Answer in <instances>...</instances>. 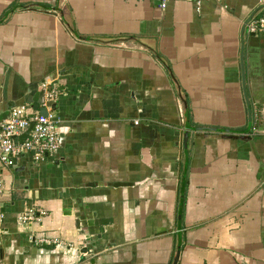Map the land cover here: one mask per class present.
Here are the masks:
<instances>
[{"label":"crops","instance_id":"0c3cea01","mask_svg":"<svg viewBox=\"0 0 264 264\" xmlns=\"http://www.w3.org/2000/svg\"><path fill=\"white\" fill-rule=\"evenodd\" d=\"M261 14L0 0V122L61 91L58 150L3 172L0 264H264V34L244 30ZM28 207L38 224L16 222Z\"/></svg>","mask_w":264,"mask_h":264},{"label":"built area","instance_id":"2783aa9c","mask_svg":"<svg viewBox=\"0 0 264 264\" xmlns=\"http://www.w3.org/2000/svg\"><path fill=\"white\" fill-rule=\"evenodd\" d=\"M158 8L164 9L166 0H157ZM247 35L264 34V14L250 18L244 24ZM41 108L45 116L28 112L23 106L11 108L7 117L0 122V202L4 197L5 185L3 172L13 170L19 159L27 155L34 163L52 156L59 148V133L56 121L51 117V104L61 93L51 80L40 84ZM137 122L134 121V124ZM30 125V126H29ZM28 130L23 140L19 137ZM45 213L42 210L28 207L16 216V222L29 226L38 224ZM38 244L55 245L56 240L39 237Z\"/></svg>","mask_w":264,"mask_h":264},{"label":"water","instance_id":"95a60500","mask_svg":"<svg viewBox=\"0 0 264 264\" xmlns=\"http://www.w3.org/2000/svg\"><path fill=\"white\" fill-rule=\"evenodd\" d=\"M251 17H252V16H250V17L245 21V23H246L248 20H250ZM245 23H244V24H245ZM38 114H39V115H43V116H45L46 114H45V110H44V108H40L39 111H38ZM29 126H30V125H29ZM27 133H28V130L25 131V132L19 137V140H23L24 137L27 135ZM15 171H18V170H15ZM84 251H85V249H82V250H81V252H84ZM176 256H177V251H176V253H175L174 260L176 259ZM172 264H175V261H173Z\"/></svg>","mask_w":264,"mask_h":264},{"label":"rangeland","instance_id":"374dc122","mask_svg":"<svg viewBox=\"0 0 264 264\" xmlns=\"http://www.w3.org/2000/svg\"><path fill=\"white\" fill-rule=\"evenodd\" d=\"M34 111H36V109Z\"/></svg>","mask_w":264,"mask_h":264}]
</instances>
